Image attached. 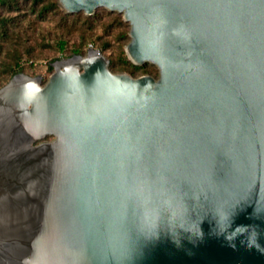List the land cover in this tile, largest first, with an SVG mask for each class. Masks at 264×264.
I'll use <instances>...</instances> for the list:
<instances>
[{
  "label": "water",
  "instance_id": "water-1",
  "mask_svg": "<svg viewBox=\"0 0 264 264\" xmlns=\"http://www.w3.org/2000/svg\"><path fill=\"white\" fill-rule=\"evenodd\" d=\"M58 6L158 75L89 48L0 87V264H264V0Z\"/></svg>",
  "mask_w": 264,
  "mask_h": 264
},
{
  "label": "rangeland",
  "instance_id": "rangeland-1",
  "mask_svg": "<svg viewBox=\"0 0 264 264\" xmlns=\"http://www.w3.org/2000/svg\"><path fill=\"white\" fill-rule=\"evenodd\" d=\"M17 1L19 9H22L20 11H8L0 6V17L11 19L7 24L11 34L9 39H2L0 36V84L8 82L4 83L6 76L3 69L4 64L12 60L14 49L21 56L23 73L41 77L44 84L53 72V68H48L50 63L72 56L71 50L78 46L87 51L89 48L101 50L106 45L102 54L114 62V69H125V73L134 77L144 75L145 70L147 74L157 77L158 70L155 66L146 65L144 69L134 70L120 61L121 58L127 59L124 47L129 41V24L123 21L121 14L104 8L97 9L92 16L83 12L67 14L59 6L40 14L37 9L32 10L31 4L26 0ZM54 1L43 0V3L47 5ZM125 32L127 39L122 37ZM13 33L17 35L16 38ZM59 41H66L63 52L59 50Z\"/></svg>",
  "mask_w": 264,
  "mask_h": 264
},
{
  "label": "trees",
  "instance_id": "trees-1",
  "mask_svg": "<svg viewBox=\"0 0 264 264\" xmlns=\"http://www.w3.org/2000/svg\"><path fill=\"white\" fill-rule=\"evenodd\" d=\"M26 1L29 2V4H31L32 10L37 9V11L40 14H43L47 11H50V10L58 7V0H55L52 4H47V5H45L43 3V0H26ZM0 6L7 8L8 11H15L16 12V11L22 10V9H19V3L17 0H0ZM9 21H11L10 18L4 17V16L0 17V36L2 37V39H7V38L9 39V37L11 35L7 29V24ZM16 36L17 35H15L13 33V37L16 38ZM122 37L127 39L128 38L127 33L125 32L122 35ZM65 45H66V41H59L58 42L59 50L61 52H63L65 50ZM104 49H106V45H104V47L100 50V52L102 53V50H104ZM13 52H14L13 53L14 55L12 57V60L9 63L4 64L3 71H4L5 76H6L3 79L4 83L7 82L15 74L23 73V71H24V66L22 63L21 56L19 55V52H17V50H15V49L13 50ZM85 53H86V51L84 50V48L80 47V46L74 47L71 50L72 55H84ZM120 61L122 62V64L129 65L134 70L144 69V67L146 65H150V66L154 67L153 65L148 64V63H145L142 66H136V65H133L132 63H130L126 58H121ZM48 68H49V70H52L51 66H49ZM114 68H116V65L114 64V62H112V60H109V69L112 72L117 73V72H124L125 71V69L116 70ZM147 73L148 72L144 70V75ZM130 75L133 76L132 74H130ZM1 86H3V84H0V87ZM49 138H51V137H47L46 139L48 140Z\"/></svg>",
  "mask_w": 264,
  "mask_h": 264
}]
</instances>
